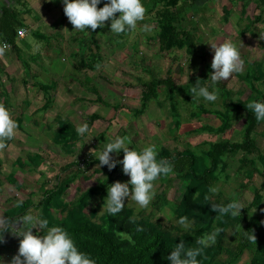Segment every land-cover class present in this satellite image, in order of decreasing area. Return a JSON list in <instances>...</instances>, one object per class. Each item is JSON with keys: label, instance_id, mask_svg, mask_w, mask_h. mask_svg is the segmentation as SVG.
Instances as JSON below:
<instances>
[{"label": "rangeland", "instance_id": "1", "mask_svg": "<svg viewBox=\"0 0 264 264\" xmlns=\"http://www.w3.org/2000/svg\"><path fill=\"white\" fill-rule=\"evenodd\" d=\"M119 1L124 10L130 8L131 0ZM142 7L144 9L145 5ZM246 8L240 21L228 20L229 23L222 21L224 12L221 10L208 22L187 15L182 26L193 29L198 35L196 53L192 56L185 49L161 51L157 44L144 46L143 38L123 40L121 37L118 41L111 38L112 32L98 37L94 29L98 25L100 29L103 24H96L94 17L84 14L73 18L75 23L66 28L64 35L44 38L42 44L34 39L38 43L34 46L29 43V52L36 54L2 51L0 230L6 227L4 212L7 209L21 200L31 199L37 204L43 186L49 189L59 181L70 182L67 178L72 177L77 168H84L92 161L134 162L150 172L154 168L153 158L162 148L172 154L202 156L214 143L241 142L246 112L237 114L220 92L206 95L176 90L168 98L162 86L157 90V98L143 109L141 81H149L152 76L171 77L178 88H187L191 86L190 80L207 75L226 81L228 98L233 103L260 100L264 93V8L254 5ZM127 15L119 14L115 19L128 22ZM147 26L155 42V32L159 30L153 13ZM33 38L29 34L25 40L29 42ZM133 41H136L135 50L131 48ZM246 75L256 76L252 79L254 88L242 79ZM39 83L54 86L45 92L39 89ZM171 101L176 106L177 118L172 115ZM46 102H49L47 108L44 107ZM200 106L228 114L231 117L229 128L219 134L204 131V126L219 127L221 120L201 115ZM94 116L98 118L92 119ZM65 125L77 133L68 148L55 140ZM252 137L263 152L264 123L257 126ZM242 157L243 153L239 152L221 158L209 200L219 203L230 200L234 202L235 214L264 220V197L259 207H250L262 179L255 172L247 175L249 169L241 167ZM247 159L256 160L254 156ZM19 160L23 166L18 164ZM255 167L261 168L258 162ZM94 169L77 175L60 197L67 209L75 207L84 192L103 183L105 177ZM11 173L23 180V191L9 181ZM185 188L186 182L175 178L171 172L149 182L130 178L123 185L110 186L93 197L90 208L95 212L94 220L98 221L116 201L163 230L180 229L193 234V222H181L175 215ZM242 225H234L226 231L218 262L228 258L226 251L237 244L236 233ZM45 230L39 210L31 211L23 221L10 225V230L0 239V264H59L40 254L41 244L58 246L56 232ZM214 241L213 231L205 234L206 246H212ZM254 247L244 251L235 264H248Z\"/></svg>", "mask_w": 264, "mask_h": 264}, {"label": "trees", "instance_id": "2", "mask_svg": "<svg viewBox=\"0 0 264 264\" xmlns=\"http://www.w3.org/2000/svg\"><path fill=\"white\" fill-rule=\"evenodd\" d=\"M178 1L157 0L158 3H164V6L158 11L159 35L156 41L161 51L185 49L186 53L192 56L196 52V37L181 26L180 14L183 7H177ZM111 3L112 8L116 9V0H111ZM4 36L9 44L15 43L14 29L6 31ZM232 70L237 75L235 68ZM254 78L246 75L242 79L254 88ZM190 84V87L178 88L171 77L162 79L155 76L149 81H141L144 88L142 108L144 109L150 100L157 98V90L162 86L166 88L168 98H171L176 90L206 95L218 91L225 97L227 104L234 107L237 114L246 112V127L241 142L214 143L202 156L192 153L172 154L168 149L162 148L153 158L154 168L150 172H146L134 162L117 164L92 161L84 168H77L73 176L67 178L70 182L62 180L49 189L43 186L42 196L37 204L27 199L18 201L14 207L7 209L4 212L6 227L0 230V239L10 230V225L23 221L31 211L39 210L45 232H56L58 242L57 247L41 244L40 254L50 261H59V264H235L244 251L252 246H255L254 253L248 264H264V220L235 214L234 202L230 200L223 203L209 200L217 181L216 172L221 158L241 152V167L249 169L247 175L255 172L262 179L260 187L254 191L250 207L257 208L261 205L264 197V151L258 149L252 136L257 126L264 123V93H261L260 100L233 103L228 98L224 79L202 75L199 79L190 80ZM53 86L39 83V89L45 92ZM98 100L101 102L100 96ZM48 105L49 102H46L44 107L47 108ZM170 106L173 117L177 118L173 101ZM199 109L201 115L208 114L221 120L219 127L204 126V131L219 134L229 128L231 117L228 114L207 110L203 106ZM97 118L98 116H94L92 119ZM76 134L72 127L65 125L57 133L55 140L68 148ZM247 156H254L256 160L247 159ZM256 162L260 164V169L255 167ZM18 164L24 165L21 160ZM92 167L95 168V173L105 177L103 183L84 192L75 207L67 209L60 197L77 175L86 174ZM168 172L186 182L175 215L181 222H193V234L180 229L163 230L149 223L147 219L139 218L131 208L119 205L116 201L109 205L103 219L94 220L95 212L90 208L91 201L96 195L102 194L104 189L123 185L130 178L149 182L151 179L162 178ZM9 181L20 191L24 190L23 180L18 175L11 173ZM237 224H243L236 233L237 244L232 250L226 251L228 258L220 263L218 259L223 252L226 231ZM211 231L215 241L212 246H206L203 238Z\"/></svg>", "mask_w": 264, "mask_h": 264}, {"label": "crops", "instance_id": "3", "mask_svg": "<svg viewBox=\"0 0 264 264\" xmlns=\"http://www.w3.org/2000/svg\"><path fill=\"white\" fill-rule=\"evenodd\" d=\"M129 2L130 8L124 10L122 6H119V0H116V9L112 8L111 0H0V54L2 51H12L20 55L32 54L29 52V43L34 46L38 44L34 42V39L42 44L43 40L45 42L44 38L48 40L62 33L64 35L66 28L74 22L73 18L81 14L94 17L93 22L96 24H103L100 29V25H98V29H94L99 33L98 37L100 35L105 37V32H112L111 38L114 40L119 41L121 37H124L123 40H129L130 37L135 40L143 38L144 46L158 45L157 41L152 42L153 39L148 34L146 27L150 22L151 13L155 15L156 23L158 22V11L163 8L164 3H158L157 0H131ZM143 5H145L144 9ZM248 5L264 8V0H179L177 7H183L180 14L182 26V21L187 15L194 16L201 22H208L213 19V16L219 15H217L218 10L224 12L222 21L236 22L238 19L240 21ZM70 7H74V9L71 11ZM128 10L130 14H128ZM119 14H128V22H124L123 19H115ZM109 21H112L111 24ZM12 29L16 31L13 45L9 44L4 36L6 31L10 32ZM110 29L111 31H109ZM187 30L193 33L197 43V33L193 29ZM21 31L24 32L23 36H19ZM29 34L34 38L28 42L25 39ZM158 35L159 31H156L154 37L157 38ZM135 43L136 41L132 42V50L136 48ZM96 45L99 47L97 42ZM102 45L101 49L104 48Z\"/></svg>", "mask_w": 264, "mask_h": 264}, {"label": "built area", "instance_id": "4", "mask_svg": "<svg viewBox=\"0 0 264 264\" xmlns=\"http://www.w3.org/2000/svg\"><path fill=\"white\" fill-rule=\"evenodd\" d=\"M23 34H24L23 31L19 32V36H23Z\"/></svg>", "mask_w": 264, "mask_h": 264}]
</instances>
